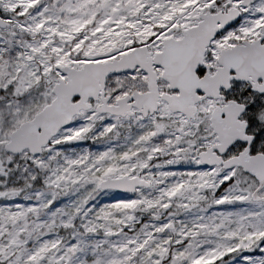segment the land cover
<instances>
[{"label": "snow or ice", "instance_id": "snow-or-ice-1", "mask_svg": "<svg viewBox=\"0 0 264 264\" xmlns=\"http://www.w3.org/2000/svg\"><path fill=\"white\" fill-rule=\"evenodd\" d=\"M0 264H264V0H0Z\"/></svg>", "mask_w": 264, "mask_h": 264}]
</instances>
